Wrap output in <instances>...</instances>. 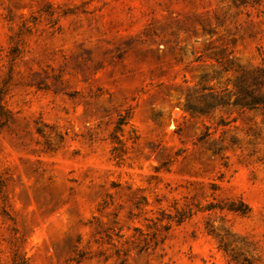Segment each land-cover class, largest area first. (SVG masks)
<instances>
[{
	"label": "rangeland",
	"instance_id": "obj_1",
	"mask_svg": "<svg viewBox=\"0 0 264 264\" xmlns=\"http://www.w3.org/2000/svg\"><path fill=\"white\" fill-rule=\"evenodd\" d=\"M0 264H264V0H0Z\"/></svg>",
	"mask_w": 264,
	"mask_h": 264
},
{
	"label": "trees",
	"instance_id": "obj_2",
	"mask_svg": "<svg viewBox=\"0 0 264 264\" xmlns=\"http://www.w3.org/2000/svg\"><path fill=\"white\" fill-rule=\"evenodd\" d=\"M233 210H235V209H233ZM237 210H240V212H241L242 214H245V213H246L245 211H242V209H237Z\"/></svg>",
	"mask_w": 264,
	"mask_h": 264
}]
</instances>
